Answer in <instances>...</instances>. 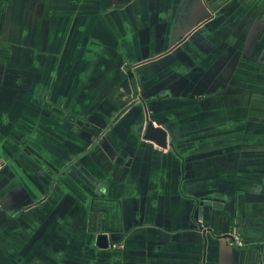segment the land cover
<instances>
[{"label": "crops", "instance_id": "crops-1", "mask_svg": "<svg viewBox=\"0 0 264 264\" xmlns=\"http://www.w3.org/2000/svg\"><path fill=\"white\" fill-rule=\"evenodd\" d=\"M0 264H264V0H0Z\"/></svg>", "mask_w": 264, "mask_h": 264}, {"label": "water", "instance_id": "water-1", "mask_svg": "<svg viewBox=\"0 0 264 264\" xmlns=\"http://www.w3.org/2000/svg\"><path fill=\"white\" fill-rule=\"evenodd\" d=\"M144 139L153 140L162 147H166V133L161 128L154 127L152 122H148ZM228 238V236H227ZM108 237L106 235H98L97 246L99 248L105 249L108 247Z\"/></svg>", "mask_w": 264, "mask_h": 264}, {"label": "built area", "instance_id": "built-area-1", "mask_svg": "<svg viewBox=\"0 0 264 264\" xmlns=\"http://www.w3.org/2000/svg\"><path fill=\"white\" fill-rule=\"evenodd\" d=\"M234 244H236L239 247L243 246V243H242L241 239L239 237H237V236H234Z\"/></svg>", "mask_w": 264, "mask_h": 264}]
</instances>
